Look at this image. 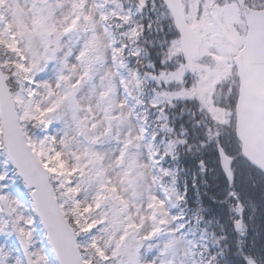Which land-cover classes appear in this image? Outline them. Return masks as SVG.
<instances>
[{"label": "snow or ice", "instance_id": "snow-or-ice-1", "mask_svg": "<svg viewBox=\"0 0 264 264\" xmlns=\"http://www.w3.org/2000/svg\"><path fill=\"white\" fill-rule=\"evenodd\" d=\"M0 264H264V0H0Z\"/></svg>", "mask_w": 264, "mask_h": 264}, {"label": "trees", "instance_id": "trees-1", "mask_svg": "<svg viewBox=\"0 0 264 264\" xmlns=\"http://www.w3.org/2000/svg\"><path fill=\"white\" fill-rule=\"evenodd\" d=\"M188 167H189V171L186 173L187 181H188V185H189L188 195H189L190 202H192L194 204L197 202L198 197H200L203 194L205 189L203 186H201L200 188L192 187V176H193V173L196 172V168L191 161L189 162ZM205 203H208L206 197H205ZM215 207L216 206L213 205V208H215Z\"/></svg>", "mask_w": 264, "mask_h": 264}]
</instances>
